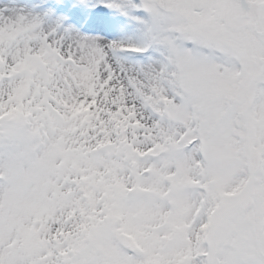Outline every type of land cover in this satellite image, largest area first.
<instances>
[{"label":"snow or ice","instance_id":"obj_1","mask_svg":"<svg viewBox=\"0 0 264 264\" xmlns=\"http://www.w3.org/2000/svg\"><path fill=\"white\" fill-rule=\"evenodd\" d=\"M0 264H264V0H0Z\"/></svg>","mask_w":264,"mask_h":264}]
</instances>
